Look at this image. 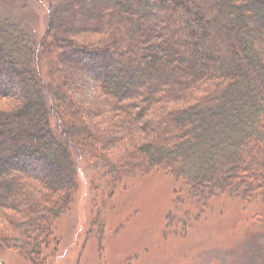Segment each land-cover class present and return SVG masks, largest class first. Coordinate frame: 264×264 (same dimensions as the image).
I'll return each mask as SVG.
<instances>
[{"label": "trees", "instance_id": "16d2710c", "mask_svg": "<svg viewBox=\"0 0 264 264\" xmlns=\"http://www.w3.org/2000/svg\"><path fill=\"white\" fill-rule=\"evenodd\" d=\"M90 1L102 20L89 29L93 15L83 30L112 38L79 42L70 9L52 11L39 43L21 21L0 17V209L33 214L22 239L29 262L79 186L70 141L107 171L163 167L202 202L222 195L264 212V0ZM40 53L59 62L56 83ZM81 73L101 98L74 96ZM49 101L66 141L51 128ZM102 114L106 123L94 121ZM121 141L118 162L106 152Z\"/></svg>", "mask_w": 264, "mask_h": 264}, {"label": "rangeland", "instance_id": "374dc122", "mask_svg": "<svg viewBox=\"0 0 264 264\" xmlns=\"http://www.w3.org/2000/svg\"><path fill=\"white\" fill-rule=\"evenodd\" d=\"M68 9L69 15H80L76 25L79 42H102L108 40V33L111 38L115 33L83 30L87 21H94L93 15L97 19L89 29L102 20L97 14L103 9L90 0L85 4L78 0H0V17L21 21L38 43L46 34L52 11L53 18L65 17ZM40 55L43 75L56 83L59 62ZM189 68L195 71L196 66ZM78 82L73 85L78 100L86 103L95 96L101 98L91 73H81ZM178 91L173 83L171 97L178 96ZM50 109L51 128L66 141L53 105ZM107 118L102 114L94 121L106 123ZM123 145L110 146L106 153L119 162L126 154ZM68 146L80 172L72 202L53 217L50 233H45L49 239L39 242V255L33 254L34 260L39 257L36 263L29 262V252L22 246L23 230L33 214L0 209V236L5 237L0 264H264V212L258 205L242 209L239 201L222 195L202 202L189 184L163 167H122V171L110 172L102 160L99 163V158L81 153L72 141ZM254 200H259L258 195ZM12 221L19 223L13 226Z\"/></svg>", "mask_w": 264, "mask_h": 264}]
</instances>
